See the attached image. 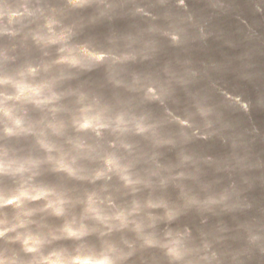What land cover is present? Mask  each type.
<instances>
[{
  "label": "clouds",
  "instance_id": "9594fccd",
  "mask_svg": "<svg viewBox=\"0 0 264 264\" xmlns=\"http://www.w3.org/2000/svg\"><path fill=\"white\" fill-rule=\"evenodd\" d=\"M209 34L187 0H0V264H264V133L234 116L264 65L227 93L184 55Z\"/></svg>",
  "mask_w": 264,
  "mask_h": 264
},
{
  "label": "water",
  "instance_id": "95a60500",
  "mask_svg": "<svg viewBox=\"0 0 264 264\" xmlns=\"http://www.w3.org/2000/svg\"><path fill=\"white\" fill-rule=\"evenodd\" d=\"M189 11L195 13L206 33L207 39L190 45L184 55L206 62L229 63L237 71H230L219 78L220 87L241 99L254 102L256 91L253 84L241 78L243 61L238 59L248 52L253 61L264 65V0H187ZM212 3L218 5L211 7ZM257 8L260 10L257 11ZM234 116L244 126H255L264 133V109L253 106L245 116L241 112ZM212 151H223L217 142Z\"/></svg>",
  "mask_w": 264,
  "mask_h": 264
}]
</instances>
